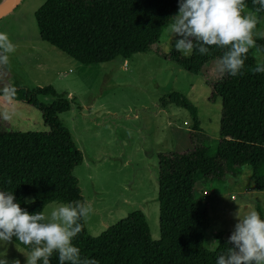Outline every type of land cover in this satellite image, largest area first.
Segmentation results:
<instances>
[{
	"label": "trees",
	"instance_id": "16d2710c",
	"mask_svg": "<svg viewBox=\"0 0 264 264\" xmlns=\"http://www.w3.org/2000/svg\"><path fill=\"white\" fill-rule=\"evenodd\" d=\"M245 2L249 10L257 7L252 0ZM178 5V0H46L33 18L42 41L80 64L91 65L148 52ZM257 18L264 23V11ZM256 42L264 47V39ZM223 51L213 46L207 55L194 51L183 57L172 50L168 60L177 69L198 75L208 63L219 61ZM255 66L249 52L243 75L221 73L211 85L213 96L221 101L214 143L200 131L196 109L186 96L167 95L170 103L189 111L193 125L187 134L188 150L157 155L158 239H150L140 210L129 212L96 236L89 235L82 222L83 230L72 241L82 258H94L98 264H216L218 255L232 245L222 233H215V248L203 247L206 211L193 187L196 177L216 182L238 178L246 166L254 189L264 190V73L254 72ZM40 96L53 100L42 103ZM65 96L50 85L16 88L11 99L38 110L48 131L0 132V191L13 192L16 202L30 214L49 203L84 202L72 174L81 163V153L58 120L72 104ZM256 212L263 218L258 207ZM11 242L26 252L31 250L15 237ZM129 250L135 251V261L126 257ZM51 264H58L56 253Z\"/></svg>",
	"mask_w": 264,
	"mask_h": 264
},
{
	"label": "rangeland",
	"instance_id": "374dc122",
	"mask_svg": "<svg viewBox=\"0 0 264 264\" xmlns=\"http://www.w3.org/2000/svg\"><path fill=\"white\" fill-rule=\"evenodd\" d=\"M45 1L20 0L0 18V32L8 35L16 49L9 64L0 66V90L5 85L27 89L50 85L55 93L66 94L72 104L58 120L81 153V163L72 174L84 202L92 206L89 217L82 221L87 233L96 236L129 212L140 210L150 239L155 241L159 234L157 155L188 150L187 134L193 125L189 111L170 103L167 95H185L196 109L200 131L216 142L221 101L213 96L211 85L221 74L218 60L208 63L203 74L177 69L168 54L175 50L172 45L179 37L172 42L163 39L165 27L146 53L126 60L80 64L39 38L33 13ZM178 7L168 23L178 14ZM256 30L264 31V23L258 21ZM250 55L257 63L252 51ZM38 100L50 103L53 98L40 96ZM5 113L9 119H4ZM168 123L180 133L183 147L175 146L179 138L170 141ZM47 131L38 110L0 95V132ZM249 173L244 166L238 178L223 182L196 177L193 194L204 201L206 211V250L215 248V233L228 240L238 222L237 214L243 217L258 207L264 218V190L254 189ZM61 204L49 203L42 211L50 215ZM28 254L13 242H0V258H7L8 264H26ZM135 256V251H126V257L135 261Z\"/></svg>",
	"mask_w": 264,
	"mask_h": 264
},
{
	"label": "clouds",
	"instance_id": "9594fccd",
	"mask_svg": "<svg viewBox=\"0 0 264 264\" xmlns=\"http://www.w3.org/2000/svg\"><path fill=\"white\" fill-rule=\"evenodd\" d=\"M254 11L245 0H178V14L164 29L163 39H175L174 49L184 56L194 51L209 54L210 47L223 49L218 68L230 76L243 75L250 51L257 63L253 69L264 73V31H257V14L264 11V0H252ZM16 51L8 35L0 32V66L9 64L10 54ZM3 95L15 96L16 88L5 85ZM7 113L4 119H9ZM25 202H31L26 200ZM92 212L91 204L74 201L54 208L50 215L43 211L30 214L16 202L13 192L0 191V242L9 243L13 237L30 247L26 264H51L53 253L58 264H98L94 258L81 257L72 241L83 230L82 221ZM234 231L227 244L232 245L218 255L216 264H264V218L252 211L241 217L237 214ZM0 264H8L0 258Z\"/></svg>",
	"mask_w": 264,
	"mask_h": 264
},
{
	"label": "water",
	"instance_id": "95a60500",
	"mask_svg": "<svg viewBox=\"0 0 264 264\" xmlns=\"http://www.w3.org/2000/svg\"><path fill=\"white\" fill-rule=\"evenodd\" d=\"M20 0H4L0 3V18L12 10Z\"/></svg>",
	"mask_w": 264,
	"mask_h": 264
},
{
	"label": "crops",
	"instance_id": "0c3cea01",
	"mask_svg": "<svg viewBox=\"0 0 264 264\" xmlns=\"http://www.w3.org/2000/svg\"><path fill=\"white\" fill-rule=\"evenodd\" d=\"M4 0H0V3L3 2ZM169 127H170V141L173 139V142L174 140H177L179 138L180 141H177V144H175V146H178V147H183L184 145L181 143V139H180V133L177 131H175L173 128H171V123H168ZM188 140V138H187ZM189 148H190V145H189ZM174 150H181V149H174ZM186 150V149H184Z\"/></svg>",
	"mask_w": 264,
	"mask_h": 264
}]
</instances>
